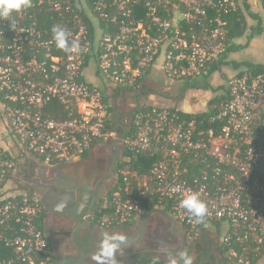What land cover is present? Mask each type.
<instances>
[{"label":"built area","instance_id":"2783aa9c","mask_svg":"<svg viewBox=\"0 0 264 264\" xmlns=\"http://www.w3.org/2000/svg\"><path fill=\"white\" fill-rule=\"evenodd\" d=\"M241 5L31 0V7L0 18V119L10 136L8 146L0 143V264H56L38 228L41 203L6 186L29 158L70 165L98 143L118 139L113 104L128 95L134 107L122 138L126 161L138 155L156 161L145 174L119 171L122 183L100 207V226L137 222L146 216L144 205L157 199L192 237L226 223L228 263L253 264L264 245V77L229 78L227 99L210 118L222 126L206 131L197 128L203 121L187 120L179 109L145 104L142 93L160 59L172 81L207 76L227 52L228 16ZM45 13L51 28L38 25ZM53 27L66 30L78 48L58 49ZM88 70L94 80H87ZM191 193L208 207L202 223L181 205Z\"/></svg>","mask_w":264,"mask_h":264},{"label":"flooded vegetation","instance_id":"af4514ba","mask_svg":"<svg viewBox=\"0 0 264 264\" xmlns=\"http://www.w3.org/2000/svg\"><path fill=\"white\" fill-rule=\"evenodd\" d=\"M228 79L223 84L225 91ZM124 99L132 97L128 95ZM114 104V118L124 132L133 112L124 105L116 109ZM123 136L124 133L112 142L98 143L73 164L54 167L42 164L44 168L37 169L34 178L28 175L25 165L20 170L23 174L15 188L41 203L38 228L55 263L58 264L56 255L78 257L82 253L87 264H96L92 255L97 251L99 238L109 233L126 238L122 254L117 257L118 264H139L156 258L168 262L167 254L161 251L164 245L173 254L187 250L195 258L194 264H213L215 251L221 248L219 241L204 234L192 237L188 228L177 230L170 222L173 217L160 210L152 212L148 221L146 215L137 222L113 228L97 224L96 212L119 184V165L127 158Z\"/></svg>","mask_w":264,"mask_h":264},{"label":"trees","instance_id":"16d2710c","mask_svg":"<svg viewBox=\"0 0 264 264\" xmlns=\"http://www.w3.org/2000/svg\"><path fill=\"white\" fill-rule=\"evenodd\" d=\"M259 10V11H258ZM41 14V21L38 24L41 27L45 28H51L53 26V23L48 20V15ZM251 22H254L253 25H250ZM104 23L101 22V27L104 28ZM228 29H229V47L227 49L226 54L222 58L221 62L213 67V69L209 72L207 76L204 77V84H198L197 80H187L183 82L182 86V93L185 92L186 89H198V90H210L211 86L208 84L209 78L217 72H224L228 69V71L231 72H240L239 74H233L228 75L226 78H231L235 76H242L244 74H250L253 77L256 76H262L264 77V62H238V57L240 56V52L246 50L251 42L257 38L264 36V0L259 7H253L249 0H242V5L240 6L237 13H234L230 16H228ZM90 31L92 34H94V28L92 25H90ZM245 39V43H242V40ZM237 58L236 60L233 58ZM225 78V79H226ZM227 99V92L224 90L223 96H220L218 98H213L209 101V108L206 112H200L195 114H188L184 113L180 110V113L182 116L187 120H193L197 119L199 122L203 121V123L198 125L199 130H210V129H220L222 124L219 121H216L215 123L210 120L212 116H215L217 114L219 105L224 102ZM212 106H217L214 109H211ZM50 113V110L48 111ZM48 114V113H47ZM51 114V113H50ZM49 114V115H50ZM112 127L118 131L120 135H122L124 132L122 128L117 124V122L114 120L111 122ZM127 131V129H126ZM129 134V131H127V135ZM127 155V154H126ZM128 156V155H127ZM85 157V156H84ZM156 159L155 157L149 156V155H138L135 157H131L130 161H124L119 165V171L123 168H127L130 170V172H138L141 174H145L149 168L155 163ZM120 175V174H119ZM7 181L5 182V184ZM122 183V177L120 175L119 178V184L116 186H120ZM162 204L158 203L157 199L152 200L150 203H147L144 205L146 210V215L154 212L155 210H158L157 207H160L162 209ZM99 210L96 212V222L98 225V217H99ZM164 213H169L167 209H162ZM215 225V224H213ZM203 230V229H202ZM230 250L229 247L222 244L220 248L221 254L224 256L225 261L228 262L227 258V252ZM264 253V245L263 250L260 255L254 258L253 264L256 263V261L261 257V255ZM152 260L159 261L161 263L162 260L160 259H145L141 261L139 264H147Z\"/></svg>","mask_w":264,"mask_h":264},{"label":"clouds","instance_id":"9594fccd","mask_svg":"<svg viewBox=\"0 0 264 264\" xmlns=\"http://www.w3.org/2000/svg\"><path fill=\"white\" fill-rule=\"evenodd\" d=\"M31 7V0H0V18L7 19L13 12H18L22 8ZM56 47L65 52H70L78 48L76 42L70 45L68 42L69 33L59 27L52 28ZM181 205L196 219L197 223H202L204 217L209 214L208 207L198 194L191 193L182 201ZM122 235L104 233L99 238L97 251L92 255L96 264H118L117 257L122 254V244L125 241ZM161 251L168 256V264H194V257L187 250L173 254L166 245L161 247Z\"/></svg>","mask_w":264,"mask_h":264},{"label":"rangeland","instance_id":"374dc122","mask_svg":"<svg viewBox=\"0 0 264 264\" xmlns=\"http://www.w3.org/2000/svg\"><path fill=\"white\" fill-rule=\"evenodd\" d=\"M259 3H261L260 0H259ZM253 24H254V22H251V25H253ZM256 40H258L257 41V43L259 44L258 47L263 50L264 49V36L257 38ZM242 43H245V39L242 40ZM263 53H264V51H263ZM241 60H242V62H244V61L264 62V54H262L260 57H257V59H255V58L251 59L248 56V57L241 58ZM239 73L240 72L228 71V69L225 71V69H224V72H222V74L221 73L218 74V72H217L215 75L213 74L209 78L208 84H210V86H211L210 90L186 89L184 93H182L183 83L172 81V80L167 78L165 73H160L158 76V79H159V85H161V86L154 89L155 91L158 90L157 92H160V95H158V97H156V99L152 100V101L148 100V98H145L144 103L145 104H155V103L159 102V103H162L165 105V104H169L170 100L176 101L177 103L184 101L182 106H184V104H187V106L190 107V109H188L189 112L193 113V112H197V111H203L202 109H204L205 106L207 108H209V101L211 99L223 96V94H224L223 84L225 82V78L228 75H233V74L235 75V74H239ZM91 75H92V71L88 70L86 72L87 80H94ZM204 80H205L204 78H200L197 80V83L202 85V84H204ZM214 89H216V91ZM124 98L125 97H123L121 100L117 101L114 104V106H116V109H117L118 106L124 105L126 110H130V109L132 110L134 107L133 100L132 99L126 100ZM161 98H165V99L162 100ZM165 100H169V101H165ZM220 105H219V108H220ZM177 106H180V105H177ZM216 107L217 106H212L211 109H214ZM185 108H183V109H185ZM123 123L125 124V121ZM21 173H22V171H20V169H19V171L14 176L13 181L9 182L7 184L6 190L8 192L11 191V188L15 187V183H17V181L18 182L21 181L20 180ZM222 225L224 226V228H226V224H222ZM211 228H212V226H211ZM214 228H216L214 230L219 229L218 227H214ZM224 228H220V230H218L217 234H218L220 239L223 236Z\"/></svg>","mask_w":264,"mask_h":264},{"label":"crops","instance_id":"0c3cea01","mask_svg":"<svg viewBox=\"0 0 264 264\" xmlns=\"http://www.w3.org/2000/svg\"><path fill=\"white\" fill-rule=\"evenodd\" d=\"M260 2L262 3L263 0H260ZM249 3L253 6V7H259L260 8V5L261 3H259V0H249ZM259 11V10H258ZM251 25V23H250ZM259 38V37H257ZM257 38H255L250 46L244 50V51H241L240 52V56L237 58H233V59H237L238 62H242L241 58L243 57H250L251 59L252 58H255L257 59V57H260L264 51V49L262 50L261 48H259V44L257 43L258 40H256ZM160 73H164L163 71V63H162V60L160 59L156 64L155 66L153 67V69L151 70L150 74L146 77L144 83H143V100L145 98H148V100H155L156 97H158V95H160V92H157L155 91L154 89L155 88H158L160 87L161 85H159V79H158V76ZM220 72H218L219 74ZM216 73H214L215 75ZM222 74V73H221ZM162 100H164L165 98H161ZM165 101H169V100H165ZM184 103L183 102H180V103H177L176 101H172L170 100L169 101V104H162V103H155V105H159V106H165V107H173V108H176V109H179L181 111H183L184 113H188V114H195V113H200V112H206L208 111L209 108H207L206 106L204 107V109H202L203 111H197V112H189L188 109H190L189 106H187V104H184V106H182V104ZM187 103V102H186ZM177 105H180V106H177ZM186 107V108H185ZM185 108V109H183ZM10 136H9V132L5 126V124L3 123V121L0 119V143L3 145V146H8L10 143ZM25 166L28 168V175L30 177H35L36 176V170L39 169V168H44L42 166V164L38 161V160H34V159H28L27 163L25 164ZM24 166V167H25ZM160 211H162V209H158ZM156 211V210H155ZM163 212V211H162ZM153 213H150L148 214V216H151ZM168 214V213H166ZM179 224V223H178ZM223 224H226V223H223ZM212 226V228H211ZM177 227V230H179L180 228H187L181 224H179V226H176ZM214 227H218L219 229L217 230H214L216 228ZM179 228V229H178ZM220 228H224V226L222 224H215V225H209L205 228H202L199 230V232L196 233V236L199 237V236H203L206 235L208 237H211V238H216L220 245H222V239L224 237V235L227 233L228 231V226L226 224V228H224V233H223V236L221 237V239L219 238L218 236V230H220ZM189 230V229H188ZM194 236V234H193ZM214 261H213V264H229L227 261H225V259L223 258L222 254L220 251H215V254H214ZM223 261V262H222ZM255 264H264V253L261 255V257L256 261Z\"/></svg>","mask_w":264,"mask_h":264},{"label":"water","instance_id":"95a60500","mask_svg":"<svg viewBox=\"0 0 264 264\" xmlns=\"http://www.w3.org/2000/svg\"><path fill=\"white\" fill-rule=\"evenodd\" d=\"M77 207L79 208L80 205L78 204ZM171 219V224L173 226H179L178 222L174 221L172 218ZM149 220V216L146 217L145 221ZM188 231V230H186ZM56 259L58 264H87L86 258L84 254H80L78 257H74L70 254H65V255H56Z\"/></svg>","mask_w":264,"mask_h":264}]
</instances>
